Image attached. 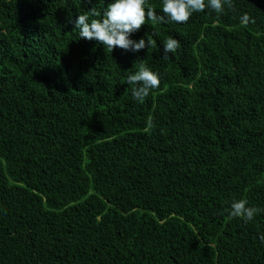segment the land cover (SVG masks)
Listing matches in <instances>:
<instances>
[{
  "label": "trees",
  "instance_id": "16d2710c",
  "mask_svg": "<svg viewBox=\"0 0 264 264\" xmlns=\"http://www.w3.org/2000/svg\"><path fill=\"white\" fill-rule=\"evenodd\" d=\"M106 4L0 0V264H264V0L146 16L140 52L79 38Z\"/></svg>",
  "mask_w": 264,
  "mask_h": 264
},
{
  "label": "clouds",
  "instance_id": "9594fccd",
  "mask_svg": "<svg viewBox=\"0 0 264 264\" xmlns=\"http://www.w3.org/2000/svg\"><path fill=\"white\" fill-rule=\"evenodd\" d=\"M147 0H107L103 12H97L95 7L90 11L79 13L75 18V29L79 38L96 40L111 51L119 47L126 51L140 52L146 46H151V40L144 37L134 39L133 33L139 31L145 24L146 16L156 22L187 23L193 13L211 9L215 13L222 14L225 5H230V0H162V14L149 6L146 10ZM95 17V18H92ZM244 24L249 22V16L241 17ZM179 48V41L169 38L163 44V52L167 56L175 53ZM132 86L134 99L142 103L153 89L160 86L159 73L141 63L135 73H130L126 79ZM260 209L249 205L244 199H236L231 202L229 214L234 218H242L244 221H252ZM264 242V236L260 237Z\"/></svg>",
  "mask_w": 264,
  "mask_h": 264
}]
</instances>
